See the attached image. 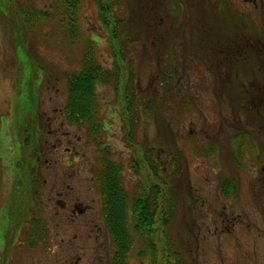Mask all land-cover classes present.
<instances>
[{
  "label": "rangeland",
  "instance_id": "374dc122",
  "mask_svg": "<svg viewBox=\"0 0 264 264\" xmlns=\"http://www.w3.org/2000/svg\"><path fill=\"white\" fill-rule=\"evenodd\" d=\"M174 1L179 11L176 22L158 10V16L134 14L129 26L138 32L133 41L125 42L131 50L137 93L141 103L154 101L152 112L142 114L139 120L133 146L138 155L133 156L139 161L143 147L153 148L162 162L159 173L163 169L170 172L166 151L172 147L176 167L187 180L180 177V185L167 195L174 217L166 229L165 249L164 232L157 224L148 241L137 237L128 264H264V0ZM28 11L51 16L52 0H0V61L9 56L5 49L15 48L17 65L12 71L17 79L15 90L6 73L0 80V117L12 115L0 129V171L7 166L13 169L19 148L15 131L20 141L21 130L28 123L35 136L42 111L53 114L64 108L68 80L80 70L89 43L101 67L114 70V42L111 30L103 27L98 0L80 1V36L75 41L65 29H59L56 16L51 21L35 20L26 18ZM115 14L125 20L129 15L125 7ZM250 33L255 36L247 35ZM217 50L239 54L235 56L240 63L233 73L216 69ZM168 62L174 63L176 72L164 93L156 82L159 66ZM7 63L11 64V57ZM122 87H96L99 111L108 120L105 143L112 146L117 160L128 154L122 139ZM234 98H241V106ZM157 117L167 125L169 135L156 123ZM71 124L66 122L67 132L84 136V132L70 131L74 130ZM10 130L13 134L5 139ZM55 135L52 143L59 133ZM68 140L63 147H71ZM36 149L43 158L45 145ZM56 156L53 153L50 158ZM38 171L43 172V164ZM143 177L146 191L154 182L146 164ZM226 182L232 185V192L222 197ZM161 208L163 211V204ZM4 212L8 218L9 209ZM161 217L158 209V222ZM1 225L0 264L110 263L112 242L75 243L69 232L68 238L59 242L53 223L48 243H20L19 238L17 242L9 236L5 242L6 234L13 235L12 228Z\"/></svg>",
  "mask_w": 264,
  "mask_h": 264
},
{
  "label": "flooded vegetation",
  "instance_id": "af4514ba",
  "mask_svg": "<svg viewBox=\"0 0 264 264\" xmlns=\"http://www.w3.org/2000/svg\"><path fill=\"white\" fill-rule=\"evenodd\" d=\"M4 51L10 53L0 61V80L6 73L5 76L13 80L12 88L15 90L17 79L13 77L12 71L17 66L16 49ZM9 57L11 64L7 63ZM49 90L47 88L46 91ZM64 108L55 109L53 114L48 111H42L41 115L38 113L41 122L38 120L35 136L28 123L21 130L20 141L15 131L19 148L13 157V169L7 166L0 171V223L10 226L13 233L12 236L9 233L5 235V242L9 236L17 242L19 238L20 243H48L52 238L50 228L53 223L59 242H64L68 238L66 233L69 232L71 241L74 240L75 243L85 241L113 244V236L106 223V208L109 209L108 190L117 186L124 190L126 197V201L122 200L121 207L127 208L125 218L128 234L133 242L138 241L137 235L132 231L130 205L135 195L145 194V147L136 162L133 156L135 150L125 139L124 130L122 139L128 154L124 157L121 155V160H117L113 157L112 146L105 143L108 141L105 136L108 120L102 116L101 111L97 112L96 117L98 127L83 123L71 124L74 130L70 131L84 132V136H76L66 131V122L69 120ZM11 117L12 115L9 118L0 117V129H3L2 123H7L6 120ZM57 133L59 137L52 143L50 139L56 138ZM11 134V130L5 132V139ZM67 138L71 144L69 148L63 147ZM40 144L45 145L43 158L36 149ZM53 153L58 156L50 158ZM41 164L43 172L38 171ZM4 170L7 171V176H4ZM7 209L10 213L8 218L4 212ZM1 236L3 238V234ZM113 254L114 248L111 259Z\"/></svg>",
  "mask_w": 264,
  "mask_h": 264
},
{
  "label": "trees",
  "instance_id": "16d2710c",
  "mask_svg": "<svg viewBox=\"0 0 264 264\" xmlns=\"http://www.w3.org/2000/svg\"><path fill=\"white\" fill-rule=\"evenodd\" d=\"M80 1L81 0H52L53 15L48 16V13L44 11H28L30 14L26 16V18L33 16L35 20L43 19L45 21H51L53 17L56 16L59 22V29H65L69 39L75 41L80 36L78 18ZM175 5L174 0H106L105 2L98 0L99 13L103 27L107 30H111V39L114 42L112 43L113 47L111 49L114 60V70L101 67L96 58V52L92 44L89 43L86 46L80 60V70L72 74L68 80V95L64 110L67 111L69 122L72 124L83 123L88 124L90 127H98L99 124L96 117L98 116L97 112L99 111V107L96 87L98 85L121 84L123 87L120 93L123 98L122 101L125 104L123 115L125 139L132 144V146L136 145L139 120L142 114L146 115V112H152L154 109V101L147 100L146 103H141L143 99L137 93L132 58H130L131 50L125 45V42L129 43L133 41L138 32L135 31L133 27L129 28V26L132 22L131 20L134 19V14L140 13L142 15L144 12L149 16H158L160 12L168 14L171 15L172 20L176 22L179 18V11L178 7ZM148 6L152 9H148ZM124 7L129 13L126 18L127 20L118 18L115 14V10L117 12L118 10L122 11ZM158 10H160V12H158ZM20 11L23 12L22 9H20ZM139 35H141L140 32ZM247 35L255 36L251 35V33ZM245 38L246 37H244V39ZM244 39L243 41L245 42ZM221 53H226L227 56L224 57ZM236 54L239 55L233 50L221 52L217 50L215 52L216 60L214 61L216 69L221 70L220 72H222L223 69L224 71L233 73L235 68L238 67L237 64L240 63V59L235 56ZM230 55L234 60H229ZM125 71L126 79L124 78ZM175 72L174 63L168 62L159 66L158 80L156 83H158L164 93L168 91L173 76H175ZM121 77H123L124 80H122ZM235 101L241 106V98H234L233 102ZM159 117H157L156 123L160 124V126L166 130L164 133L165 135H169L167 125H165ZM256 119L261 121L258 117H256ZM165 137L166 140H171V137ZM135 153L138 155L137 152ZM136 154H134V156H136ZM166 155L168 160L171 159L169 166L170 172L163 169L160 174L159 166L162 165V162L159 160L156 150L145 147L143 157L146 166L153 176L154 182L145 191L144 195H142V193L135 195L130 205L131 218L133 221L132 231L138 238H141L143 242H146L155 232L157 224L161 225L162 231L164 232V249L167 246V235L165 236L166 229L169 221L174 217V209L170 206L171 204H169L170 202L168 201L167 195L170 190L173 188L177 189V186L180 185V183L178 184L180 177L187 180L186 174L180 170L179 167H176V154L172 153V147L167 149ZM135 160L138 162L137 159ZM167 172L169 175H167ZM118 188L119 186L110 191L108 190L109 209L106 208V223L113 236L114 248V254L109 264H128V255L133 248L134 242L127 230L125 218L127 208H124V206L121 207L122 200L126 201V197L123 193L124 190ZM223 188H227V190H222V197H226L229 192H232V185L229 182L224 183ZM120 196H122L123 199H121ZM160 203L163 204V211L162 208L160 209ZM158 209L162 212L161 222L157 220Z\"/></svg>",
  "mask_w": 264,
  "mask_h": 264
}]
</instances>
